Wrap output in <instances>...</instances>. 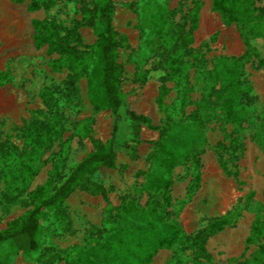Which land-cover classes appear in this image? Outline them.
<instances>
[{
    "label": "rangeland",
    "instance_id": "374dc122",
    "mask_svg": "<svg viewBox=\"0 0 264 264\" xmlns=\"http://www.w3.org/2000/svg\"><path fill=\"white\" fill-rule=\"evenodd\" d=\"M32 1L39 6L35 12L28 11ZM113 2L112 25L121 44V90L129 109L158 128L154 130L158 138L145 139L153 138L154 133L139 136L136 157L121 149L115 168L101 169L99 178L107 190V202L94 189L73 192L60 210L46 209L41 214L38 252H13L3 244L0 264H67L63 255H56L75 248L100 258L104 242L114 232L125 229L137 234L138 213L148 207L154 217L181 230L177 243L158 250L149 264H232V260L253 258L264 247V68L258 66L259 58L252 56L242 68L235 103L243 109L240 123L225 120L222 102L214 107L199 106L205 94L214 101V92L220 87L215 80L218 60L244 57L243 36L249 29L225 27L212 11L211 0ZM253 4L261 10L260 22L264 23V0H253ZM157 8L173 22L170 37L176 44L179 26L190 30L192 52L180 68L185 71L174 80L168 78L163 47L152 32L151 16L147 17ZM45 20L72 30L87 46L95 43L102 29L92 0H0V231L35 207L48 179L54 182L49 190L57 188L112 135L111 112L93 110L86 77L77 84L73 113L61 118V133L55 126L51 140L39 142L33 133L24 135L32 119L38 115L42 120L48 111L39 97L44 86L59 88L52 97L65 115L67 111L65 99H60L65 94L67 71L51 70L49 63L59 56L47 45L34 47L33 22ZM263 32L264 28L251 41L262 59ZM162 89L167 90L158 104ZM194 114L197 122H191ZM123 127L122 141L128 142L130 122L125 119ZM150 143L172 145L190 161L170 167ZM40 155L45 164L24 194L14 202L4 201L1 194L7 175H15L11 179L22 183L25 178L14 173L25 163L31 167L26 174L31 173ZM226 215L230 224L209 236L205 254H200L199 235ZM256 223L261 225L259 236L247 244Z\"/></svg>",
    "mask_w": 264,
    "mask_h": 264
},
{
    "label": "trees",
    "instance_id": "16d2710c",
    "mask_svg": "<svg viewBox=\"0 0 264 264\" xmlns=\"http://www.w3.org/2000/svg\"><path fill=\"white\" fill-rule=\"evenodd\" d=\"M98 23L102 24V29L96 37L93 45H84L78 35L72 30H63L56 22L42 21L33 22L34 47L39 49L44 45L59 56V59L49 63L54 72L67 71V81L60 99L63 100L66 115L60 110L57 100L52 97L57 87L44 86L39 97L46 105L48 111L43 119L35 116L29 125L24 129V135L35 134L36 141H50L56 126L61 133V118L71 115L75 108L74 101L78 93L77 84L83 77L87 78V98L93 110L96 112L109 110L112 118V135L109 141L98 147L94 152L89 153L81 160L69 173V175L56 188L52 186L53 179H48L42 188V197L35 207L23 213L19 218L10 222L5 230L0 231V245H6L13 252L35 253L40 249L39 238L41 235L40 216L46 209L60 210L64 201L77 190L94 189L107 202V190L100 180L101 169H114L119 150L127 151L130 156H137V144L139 140L140 127L144 126L149 130H158L153 126L151 120L145 116L137 115L129 109L126 95L121 90V68L118 64L119 49L121 44L112 25V14L114 12L113 0H92ZM212 11L220 16V20L225 27L235 25L237 28L249 29L243 36L247 51L240 59L218 60L215 65V80L220 84L218 90L214 92V101L209 94L202 96L200 107H214L220 102L224 105L227 122L240 123L243 109L236 106V95L240 90V77L244 63L249 62L252 56L259 58L258 66L264 68V58L256 55L251 45L253 38L259 37V31L263 30L264 23L260 20V9L254 7L253 0H211ZM39 6L32 1L28 7L29 12H35ZM161 8L149 12L150 22L153 24L152 32L160 39L165 56V66L169 79L174 80L185 69H180L190 57L192 49L190 46V30L179 26V37L177 41L172 40L171 32L173 22L169 15H162ZM152 11V10H151ZM264 33V32H263ZM248 35L250 37H248ZM82 50H79V49ZM221 67V68H220ZM220 68V69H219ZM167 89H162L157 102L161 104ZM212 96V95H211ZM59 110V111H58ZM238 114V115H237ZM236 115V116H235ZM196 114L191 118V122H197ZM125 119L130 122L132 136L130 141L125 142L124 127ZM43 143V142H42ZM132 143V145H131ZM155 146L159 158L164 159L170 167L176 163L182 164L190 161L172 145L150 143ZM50 143L46 148L50 147ZM27 146V143H26ZM23 150V149H21ZM264 153V145H263ZM43 153H41L42 155ZM37 167L27 173L31 168L30 163H25L23 167L14 174L22 175L25 180L16 183L11 178L15 175L8 174L4 180V191L1 194L6 202H14L29 187L31 180L39 173L44 166L45 160L40 159ZM57 168L54 166L53 169ZM149 208V207H148ZM140 211V219L135 222L137 234L125 229H119L107 238L104 242L102 255L100 258L93 252L75 248L70 252H58L56 256L63 255L67 264H149L151 257L163 248H170L180 238L181 230L176 224H166L154 217L152 209ZM137 211V210H135ZM230 224L228 215L214 220L198 237V252L205 254V240L221 231ZM261 225L255 224L247 239L250 244L258 238ZM101 246V245H100ZM56 256L54 258L56 259ZM241 258H244L242 254ZM240 258V259H241ZM264 262V247L260 248L253 258L249 260H232V264H262Z\"/></svg>",
    "mask_w": 264,
    "mask_h": 264
},
{
    "label": "crops",
    "instance_id": "0c3cea01",
    "mask_svg": "<svg viewBox=\"0 0 264 264\" xmlns=\"http://www.w3.org/2000/svg\"><path fill=\"white\" fill-rule=\"evenodd\" d=\"M148 133H154L155 135L153 136V138H148V137H146L147 136V134ZM139 135H140V137H146L145 139L146 140H148V141H155V139H157L158 138V134L157 133H155L154 131H151V130H149L148 128H146V127H144V126H141L140 127V133H139ZM116 164V163H115Z\"/></svg>",
    "mask_w": 264,
    "mask_h": 264
}]
</instances>
